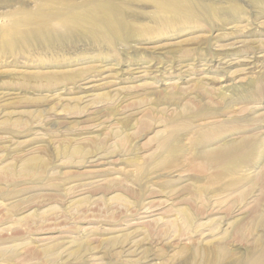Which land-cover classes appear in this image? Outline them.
<instances>
[{"label":"rangeland","instance_id":"obj_1","mask_svg":"<svg viewBox=\"0 0 264 264\" xmlns=\"http://www.w3.org/2000/svg\"><path fill=\"white\" fill-rule=\"evenodd\" d=\"M191 1L195 20L166 25L127 0L133 34L114 47L72 38L0 54V264H194L222 242L227 264L258 259L264 6ZM7 2L0 25L11 5L34 6ZM243 143L254 153L233 171L222 163L234 157L210 156Z\"/></svg>","mask_w":264,"mask_h":264},{"label":"bare ground","instance_id":"obj_2","mask_svg":"<svg viewBox=\"0 0 264 264\" xmlns=\"http://www.w3.org/2000/svg\"><path fill=\"white\" fill-rule=\"evenodd\" d=\"M5 1L7 2L9 0ZM32 1L34 3L33 7L18 2L15 3L16 5L18 4V6L11 5V9L8 10L7 13L4 12L6 14L5 19L8 20L9 23L0 25V54L2 53L4 56H16L22 52H28L34 44L44 46L48 50H53V47L59 46L61 41L64 43L65 41L72 40V38H78L81 41H88L90 43L97 41L100 45L114 47L116 42L123 43L132 33L131 29L133 28L126 22L127 19L125 20V16L123 15L127 12V0H86L83 3H72L69 0ZM147 1L155 8L158 21H166V25L171 24L170 21H174L175 23L179 18L187 17L193 21L197 17L194 9L195 5H193L191 0ZM254 1L264 6V0ZM232 8V12L243 11L238 4H234ZM241 12L240 14L243 13ZM229 13H231V11H229ZM221 16L222 15H220V17ZM215 17L218 18V16ZM163 147L168 153L170 162H177L180 145L176 136L173 135L166 139L163 143ZM254 150L255 147L253 145L250 146L248 143H243L231 147L226 152L224 151V153H215L210 156L212 158H217V156L221 155L226 159L234 157L230 162L229 159L222 163L226 170L230 169V171H233V168H230V166L235 168V164H242L247 156L249 157L254 153ZM79 152L80 151L77 150L76 153ZM223 157L222 160H225ZM212 158L211 160L215 161V159ZM216 163H220V161H216ZM29 165L33 166L35 163L30 162ZM224 174L226 173H221L220 171L212 176L210 178L211 184H219L222 179L226 178L223 177ZM227 185H231L229 179ZM185 217L187 222L190 223V218L186 215ZM261 222L262 221L259 220L257 225ZM238 234L243 235V231H239ZM223 245L222 242L220 246L214 245L213 250L211 248L210 250H206V255L203 257L204 260L199 261L194 258V264H227L230 254L228 255L222 247ZM259 253L261 254L258 259H254L251 253L244 258L232 259L229 264H264V249Z\"/></svg>","mask_w":264,"mask_h":264}]
</instances>
